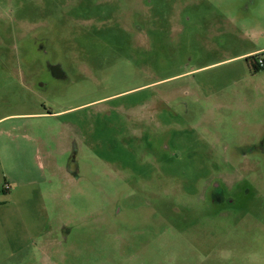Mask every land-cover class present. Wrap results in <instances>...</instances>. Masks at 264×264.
<instances>
[{
	"label": "rangeland",
	"instance_id": "obj_1",
	"mask_svg": "<svg viewBox=\"0 0 264 264\" xmlns=\"http://www.w3.org/2000/svg\"><path fill=\"white\" fill-rule=\"evenodd\" d=\"M260 49L264 0H0V264H264Z\"/></svg>",
	"mask_w": 264,
	"mask_h": 264
},
{
	"label": "trees",
	"instance_id": "obj_2",
	"mask_svg": "<svg viewBox=\"0 0 264 264\" xmlns=\"http://www.w3.org/2000/svg\"><path fill=\"white\" fill-rule=\"evenodd\" d=\"M255 58H257V56H251V57H247V58H245V61L247 62L249 68H250L254 73H255V72H258L259 70L262 69V67H259V66L257 65V63L255 62ZM252 60L254 61L253 63H252ZM263 62H264V60H263Z\"/></svg>",
	"mask_w": 264,
	"mask_h": 264
},
{
	"label": "crops",
	"instance_id": "obj_3",
	"mask_svg": "<svg viewBox=\"0 0 264 264\" xmlns=\"http://www.w3.org/2000/svg\"><path fill=\"white\" fill-rule=\"evenodd\" d=\"M264 49H260V50H257V51H255V52H250V53H247V54H244L243 56L244 57H251V56H258L259 54H263L264 52ZM263 58V60H264V57H262Z\"/></svg>",
	"mask_w": 264,
	"mask_h": 264
},
{
	"label": "flooded vegetation",
	"instance_id": "obj_4",
	"mask_svg": "<svg viewBox=\"0 0 264 264\" xmlns=\"http://www.w3.org/2000/svg\"><path fill=\"white\" fill-rule=\"evenodd\" d=\"M257 59H262V60H263L262 57H257V58H255V62H256V63H257ZM253 62H254V61L252 60V63H253ZM263 63H264V62H263ZM262 68H264V66H263ZM52 72L56 74V73H57V69H56V68H53V69H52ZM217 198H218V197H217ZM215 199H216V198H215Z\"/></svg>",
	"mask_w": 264,
	"mask_h": 264
},
{
	"label": "built area",
	"instance_id": "obj_5",
	"mask_svg": "<svg viewBox=\"0 0 264 264\" xmlns=\"http://www.w3.org/2000/svg\"><path fill=\"white\" fill-rule=\"evenodd\" d=\"M257 65L259 67H263L264 66L263 60L262 59H257Z\"/></svg>",
	"mask_w": 264,
	"mask_h": 264
}]
</instances>
